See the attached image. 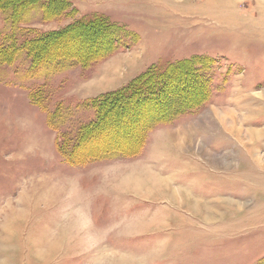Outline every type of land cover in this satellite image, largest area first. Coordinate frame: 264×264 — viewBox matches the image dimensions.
I'll return each instance as SVG.
<instances>
[{"label": "rangeland", "instance_id": "1", "mask_svg": "<svg viewBox=\"0 0 264 264\" xmlns=\"http://www.w3.org/2000/svg\"><path fill=\"white\" fill-rule=\"evenodd\" d=\"M58 3L0 14L99 22L29 47L77 62L0 65V264H264V0Z\"/></svg>", "mask_w": 264, "mask_h": 264}, {"label": "trees", "instance_id": "2", "mask_svg": "<svg viewBox=\"0 0 264 264\" xmlns=\"http://www.w3.org/2000/svg\"><path fill=\"white\" fill-rule=\"evenodd\" d=\"M11 1V2H10ZM2 2V3H1ZM59 0H0V14H2L4 18V22H8L11 25V29L15 30V26L20 23L22 20L27 18V16L33 12L36 11L38 8L41 12L46 13L47 10H53L57 7H54L53 5L58 3ZM59 4V3H58ZM64 10V5L62 6ZM55 13L52 11V15ZM45 15V14H44ZM56 15V14H55ZM98 21L96 22H84L79 21L75 24L71 25L70 28H68L67 31L58 33V34H51L49 36H45L42 38H38L35 40L30 41H22L20 42L15 35L11 36H0V65H11L15 62V60L18 59L19 55L22 53H27L29 57L31 58V67L29 70V73H32V71H35L38 68H42L44 66L48 65H59L64 64V62H71L74 61L77 62L78 60L70 55H61L54 58L45 57L43 52L45 53L46 50H37L35 51V55L37 58L32 56L31 51L29 49L30 45L35 42H44V41H52L56 38L62 37L63 34H65L68 31H71L73 29H95L94 26L98 25ZM109 26H107V30H109ZM13 30V31H14ZM12 31V32H13ZM110 37V36H109ZM48 41V42H49ZM186 67V66H184ZM181 71L184 70V68H180ZM175 71V70H174ZM170 73L169 71H165V73L160 74L157 73V70H152L150 72H147L146 75L140 77L141 79L138 80V82L135 83V85L132 88H137L135 90H132L130 93H127L129 98L132 99L134 97H137L138 95H141V100L145 102L152 101L163 94V92L166 91V88L168 87V81L167 75ZM182 73V72H181ZM115 97H120L119 94L115 95ZM79 144V142H78ZM87 159L93 160L97 156H87ZM77 155L76 152L73 151V153H70L68 156V159L71 163H76Z\"/></svg>", "mask_w": 264, "mask_h": 264}, {"label": "bare ground", "instance_id": "3", "mask_svg": "<svg viewBox=\"0 0 264 264\" xmlns=\"http://www.w3.org/2000/svg\"><path fill=\"white\" fill-rule=\"evenodd\" d=\"M99 42V41H98ZM82 48V47H81ZM89 48V47H88ZM84 51V50H83ZM131 115V114H130ZM130 117V116H129ZM128 117V118H129ZM127 120V119H126ZM125 121V120H124ZM128 121V120H127ZM130 127V126H129ZM142 180H136L135 182H134V185H135V188H140V186L142 185ZM175 193V192H174ZM76 195V194H75ZM76 197V196H75Z\"/></svg>", "mask_w": 264, "mask_h": 264}]
</instances>
